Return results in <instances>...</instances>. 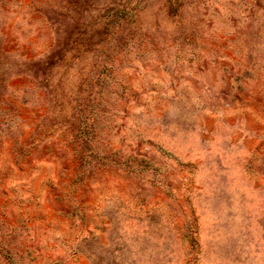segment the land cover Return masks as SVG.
Here are the masks:
<instances>
[{
  "label": "rangeland",
  "instance_id": "374dc122",
  "mask_svg": "<svg viewBox=\"0 0 264 264\" xmlns=\"http://www.w3.org/2000/svg\"><path fill=\"white\" fill-rule=\"evenodd\" d=\"M0 264H264V0H0Z\"/></svg>",
  "mask_w": 264,
  "mask_h": 264
}]
</instances>
